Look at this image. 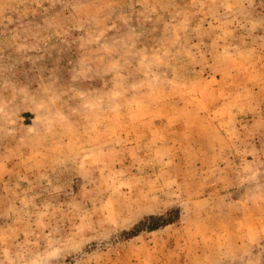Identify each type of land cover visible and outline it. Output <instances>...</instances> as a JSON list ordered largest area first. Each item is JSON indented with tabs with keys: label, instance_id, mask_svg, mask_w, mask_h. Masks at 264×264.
Wrapping results in <instances>:
<instances>
[{
	"label": "rangeland",
	"instance_id": "1",
	"mask_svg": "<svg viewBox=\"0 0 264 264\" xmlns=\"http://www.w3.org/2000/svg\"><path fill=\"white\" fill-rule=\"evenodd\" d=\"M0 264H264V0H0Z\"/></svg>",
	"mask_w": 264,
	"mask_h": 264
},
{
	"label": "trees",
	"instance_id": "2",
	"mask_svg": "<svg viewBox=\"0 0 264 264\" xmlns=\"http://www.w3.org/2000/svg\"><path fill=\"white\" fill-rule=\"evenodd\" d=\"M172 213H175V215L170 216L168 219H164L161 223L156 222V223L151 224V225H146L145 222L148 219L156 220V219H162L163 218V215H161V216L150 215L147 219H145L144 221H141L140 223L135 225V227L133 229H131L130 231H126V234H127L128 237H132L134 235H137L144 228H148L149 230H155V229L159 228L162 225H166V224L172 223V222L175 221L176 218L179 217L180 211L178 209H176L174 212L172 211Z\"/></svg>",
	"mask_w": 264,
	"mask_h": 264
}]
</instances>
